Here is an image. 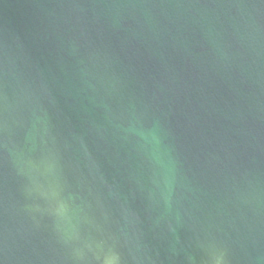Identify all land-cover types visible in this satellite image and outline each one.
Returning a JSON list of instances; mask_svg holds the SVG:
<instances>
[{
  "label": "water",
  "instance_id": "water-1",
  "mask_svg": "<svg viewBox=\"0 0 264 264\" xmlns=\"http://www.w3.org/2000/svg\"><path fill=\"white\" fill-rule=\"evenodd\" d=\"M0 264H264V0H0Z\"/></svg>",
  "mask_w": 264,
  "mask_h": 264
}]
</instances>
